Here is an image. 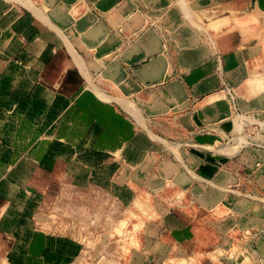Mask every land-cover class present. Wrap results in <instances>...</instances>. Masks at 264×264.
Here are the masks:
<instances>
[{"label":"crops","instance_id":"1","mask_svg":"<svg viewBox=\"0 0 264 264\" xmlns=\"http://www.w3.org/2000/svg\"><path fill=\"white\" fill-rule=\"evenodd\" d=\"M90 90L104 125L127 123L115 133L167 143L175 160L167 178L186 168L214 185L213 203L225 198L253 158L231 137L249 119L264 121V0H0V200L9 197L1 184L18 174L25 135L62 117L59 102ZM146 199L131 203L133 231L154 213Z\"/></svg>","mask_w":264,"mask_h":264},{"label":"rangeland","instance_id":"2","mask_svg":"<svg viewBox=\"0 0 264 264\" xmlns=\"http://www.w3.org/2000/svg\"><path fill=\"white\" fill-rule=\"evenodd\" d=\"M71 99L58 103L62 117L25 135L18 174L1 184L0 264H264L263 120L231 137L252 165L213 203L214 185L186 168L167 178L175 160L166 142L115 133L127 123L104 125L91 90ZM138 194L154 213L138 200L150 217L133 231Z\"/></svg>","mask_w":264,"mask_h":264},{"label":"built area","instance_id":"3","mask_svg":"<svg viewBox=\"0 0 264 264\" xmlns=\"http://www.w3.org/2000/svg\"><path fill=\"white\" fill-rule=\"evenodd\" d=\"M221 89L223 91H225V93L227 94L231 108H232L233 112L237 114V112L239 110L238 104H237V98H238L237 94H236L234 88L228 84V82L226 81L224 76L221 77Z\"/></svg>","mask_w":264,"mask_h":264}]
</instances>
